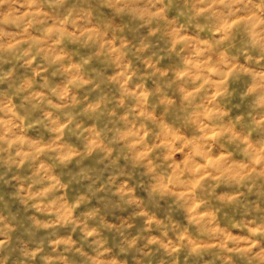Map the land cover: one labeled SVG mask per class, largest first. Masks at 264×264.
Instances as JSON below:
<instances>
[{
	"label": "clouds",
	"instance_id": "clouds-1",
	"mask_svg": "<svg viewBox=\"0 0 264 264\" xmlns=\"http://www.w3.org/2000/svg\"><path fill=\"white\" fill-rule=\"evenodd\" d=\"M0 264H264V0H0Z\"/></svg>",
	"mask_w": 264,
	"mask_h": 264
}]
</instances>
